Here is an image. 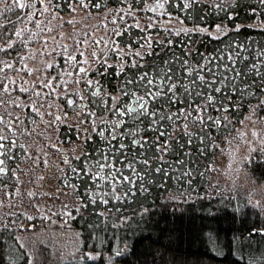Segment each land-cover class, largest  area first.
<instances>
[{
    "label": "trees",
    "instance_id": "16d2710c",
    "mask_svg": "<svg viewBox=\"0 0 264 264\" xmlns=\"http://www.w3.org/2000/svg\"><path fill=\"white\" fill-rule=\"evenodd\" d=\"M36 8H41L39 0H32ZM60 7L56 12L66 14L72 8L77 7L79 0H56ZM94 3H101L99 9L92 8L89 5L86 8L91 13H105L107 11L116 12L119 9L129 8L139 16L149 17L153 13L151 8H155L157 3H164L165 0H128L124 4L121 0H93ZM88 3V0H85ZM231 0H206L200 5L203 8V14L199 9L188 15L190 10L180 12L178 9L165 3V9L159 11L171 13L187 26H200L212 28L211 25L219 23L221 18L227 17L229 12L235 16L236 10H240L239 17L234 21L225 20L229 28L233 23L242 25L239 32L229 31L220 39H214L207 34L202 33H184L159 32L154 30V34L160 35L161 40L154 41L152 51L160 49V55H144L143 59L133 55L127 56L124 61L125 71L131 77L137 72H149V79L154 81L151 90L167 91L169 83L177 84V91L180 99L185 103L188 101L187 94L184 93L181 84H187L193 92L192 99L199 101L201 105L207 104V115L218 116L221 112L215 109L220 108L221 102L228 107L231 103L222 93L214 91L220 87L222 92L231 95V102L234 103L240 97V93H233L234 88L243 90L242 102L238 105L236 111L225 112L231 125L227 129L221 126L212 131L215 144L219 146L236 125L250 112L249 107L259 103L264 98V92L259 90V85L264 78V3L261 0H236V7H230ZM219 5V7H216ZM255 9V12H253ZM156 10V11H157ZM31 9H17L12 7L8 10L4 4H0V46H5L8 42L14 43V49L9 50L10 55L0 52V61L18 59L27 51V44L23 43L14 32L19 31L20 26L32 14ZM165 13V14H166ZM250 25V27H243ZM7 36V40L3 37ZM143 32L134 26H129L123 31V35L117 37V42L123 48L139 50L142 54L149 51H141L139 44L143 42ZM171 46L161 48L158 41H169ZM128 45L129 47H126ZM170 47V50H169ZM130 52V51H129ZM190 53V54H187ZM142 64V68H129L133 61ZM163 61H170L163 63ZM187 61V64L184 63ZM211 61V63H209ZM121 61L117 59V68ZM256 64V69L250 71L248 66ZM4 64L0 63V81L4 83L9 76V70H2ZM171 70L170 72L168 70ZM208 69H212L211 72ZM98 71V80L100 82V95H92L88 109L96 115L92 121H95V131L91 117L88 119L91 123L90 131L92 142L84 146L81 150L80 160L73 159L72 165L79 169L82 167V161L85 159L84 153H88V168L91 173L99 171L100 175L106 177L105 180H91L88 177L69 180L68 177L73 173L70 165L64 171L67 176V183H62L64 187L69 188L70 184L77 185L73 194L81 203V197L85 182L89 185V190L99 192L103 195L110 193V183L107 180L109 169L107 167L98 170L95 167V161L101 159L100 152L109 153V148L104 142V138L97 135L100 131H108L109 125L103 124L101 118H109L111 122L115 120L112 112H108L105 103L111 104V95H120V104L128 103L134 96H123L118 86L122 82L121 76L111 75L113 69H107V75L100 74ZM237 71L242 74L236 77ZM258 72L261 75H256ZM189 73H191L189 75ZM197 74L204 75L208 81H215L210 88L200 87L201 96H195L196 87L191 85V81ZM171 77V80L168 77ZM94 77V76H93ZM162 81V84H160ZM222 81V82H221ZM255 81L253 84L252 82ZM201 82L197 81V85ZM245 84L251 87L244 88ZM127 89L137 95H143L145 89L140 88L136 83L127 85ZM95 92V91H94ZM215 97L214 104H210L204 97L206 95ZM3 93H0V101L3 100L4 107L7 106V100ZM103 101V102H102ZM119 106V105H118ZM163 111L165 115L175 111L177 107H182L179 103L175 106L164 104ZM78 108V107H77ZM71 112H75L72 109ZM192 116L188 117L189 131L196 133L197 127L192 125ZM118 116V115H117ZM116 116V117H117ZM257 116L264 117V110H257ZM121 118V117H118ZM129 124L124 125V129L136 132L135 137L154 136L155 133L144 131L145 125L139 121L133 123L126 117ZM130 122L133 123L130 126ZM161 130L171 132L172 151L164 155V160L170 163L164 164V168L170 174L166 180L161 179L159 173H154L151 168L155 162H150V167L145 169L139 160L141 155L140 148H134L128 152V159L118 156L117 159L122 163L117 167L124 173L130 175L131 169L123 165L132 160L135 169L144 177L140 180L139 176L133 177L137 186L143 185L146 192H137L136 188L132 191L135 195L123 198V192L127 191L128 184H116V194L122 197L121 200H113L111 196H104L109 200L108 205L97 204L94 206L98 211L103 212L104 216L99 217L90 215L89 211L81 208L80 213L72 221L74 229L81 234L82 252H99L100 257L95 261L87 258L81 259L82 263L76 260L59 261L50 258L53 256H35L21 247L16 239L14 230L0 229V264H28L31 258V264H264V232H257L258 229H264V200L261 204L254 203L256 187H264V149L257 151L250 161L245 164L246 178L250 182V188H243L244 185L236 189H230L223 186H213V166L217 158V148H209L210 141L207 136L203 142L198 136L191 137V144H188V136L182 134L180 125L183 120L172 121L164 120L161 122ZM111 125H113L111 123ZM110 125V127H111ZM139 129V131H137ZM173 129H175L173 131ZM67 131V129H65ZM222 137H224L222 139ZM179 144L184 145L180 148ZM151 142V141H150ZM115 145V144H113ZM131 147V142L128 143ZM199 149H203L201 152ZM114 151V150H113ZM127 151V149L125 150ZM17 159L25 155V150H18ZM145 155H154L152 149L145 145L143 150ZM185 153H187L185 155ZM133 156L136 159L133 160ZM178 160L183 161L179 163ZM17 161V162H18ZM21 161V162H20ZM115 163V161H113ZM101 163L104 161L101 159ZM184 172H190V176H184ZM203 173V175H201ZM119 173H117V176ZM66 177V176H65ZM63 177V178H65ZM65 182V180H62ZM70 181V183H68ZM151 181V183H149ZM190 181V183L188 182ZM163 184V187L159 185ZM253 184V185H252ZM264 190V189H263ZM262 190V191H263ZM99 199V198H98ZM103 220L101 228H91L94 224ZM209 235L215 237V242L209 239ZM16 247L13 254L12 248ZM120 255H115L117 251ZM31 255L32 257H30ZM49 257V258H47Z\"/></svg>",
    "mask_w": 264,
    "mask_h": 264
},
{
    "label": "rangeland",
    "instance_id": "374dc122",
    "mask_svg": "<svg viewBox=\"0 0 264 264\" xmlns=\"http://www.w3.org/2000/svg\"><path fill=\"white\" fill-rule=\"evenodd\" d=\"M75 9V11L71 10L66 14L56 12L55 18L50 13H45L44 15L38 14L32 20L26 19L19 28V32H21L19 39L27 44V51L18 59L14 57L12 60H8L13 64L12 68L4 66L2 69L3 71L9 70L10 73L5 84H8L10 89L16 90L12 91L11 95L3 93L7 100V106L1 107L0 114L4 115L1 113L4 109L17 108L16 113H22L23 116L29 117L27 122L31 125L32 136L30 137L31 146L20 158L22 163H19L16 168L15 186L10 187L12 189L0 188V229L14 230L18 243L32 255L53 256L50 258L54 260L58 258L63 262L76 260L82 263L81 257L85 252H82L81 249V234L73 228V218L63 215L70 211L72 216L76 217L78 214L75 209L79 207V200L73 194L74 189L64 187L62 183L65 182L61 183V180H65L63 178L64 171L72 163V160L81 156L84 137L88 136L87 131L91 126L88 119L91 117V122L93 120V117L89 115L91 112L88 105L92 93L97 89L99 91L100 85L89 86L86 84V80H98V71L101 65L94 62L95 58L90 53L95 51L96 58H103L107 60L108 64L116 65L117 59L124 61L127 56L134 54V50L128 48L129 52L127 48H123L117 42L118 36L114 35L113 30L123 32L129 26H134L144 34L142 43L150 38L153 45L154 41L161 40L160 35L153 33L154 30L164 34L169 31L184 33L182 29H196L200 26H187L179 18L162 14V11L159 10L153 11L149 17L145 18L135 12L126 15L129 8H125L119 14L117 11L91 13L83 7H75ZM121 16H123V20H121ZM37 19L40 21L39 28L36 27ZM70 20L74 22L68 23ZM40 29H51V31H41ZM209 32L212 33V38L219 35L213 28H210ZM94 41H100V43L97 45L93 43ZM65 46L69 53H73L74 48L79 49L74 53L78 60L83 59L79 55L80 51L84 53V57L88 58V65H82L88 68V76L85 77L81 74L79 83L73 82L77 79L73 68L63 63L61 53L64 52ZM117 47L123 51H116ZM146 49H148L147 46L140 50ZM47 64H58L59 67L49 69ZM65 72L73 74L69 77L64 75ZM51 76L57 78L51 81L52 87L57 89L53 95L36 97L31 92L19 91V88L23 87L44 93L51 92V89L40 87V81L47 83ZM11 81H15V83L12 84ZM61 92H64L65 95H61ZM75 93H79V96ZM57 96L59 98H56ZM80 96L83 99H80ZM67 98L76 103L69 107L66 103ZM32 101H35L39 114L16 106L17 103ZM127 104L130 106L129 103ZM85 105L87 106L83 107ZM72 109H75V112H71ZM11 110L13 111V109ZM108 112L111 111L108 110ZM221 114L227 116L226 113L219 115ZM250 114L249 112L245 117ZM57 116H60L61 119L56 120ZM116 116L113 121L121 120L122 117ZM110 117L109 114V118H103L108 122L103 124H111ZM245 117L242 119L243 123L236 125L228 133L225 142L220 143L217 148V158L213 166V186L236 189L244 185L243 188H250V182L246 178L245 164L250 161L255 152L264 149V121L257 119V114L252 116V121L255 123ZM62 125L75 128L79 135L78 141L71 144L63 142L58 136L59 127ZM22 130L26 129L22 128ZM65 158L69 160L70 164L64 163ZM263 189L262 185L256 187L254 203L261 204L262 199L264 200ZM28 193L35 195L29 196ZM28 217L34 219L29 220ZM30 224L35 227L29 230L27 226ZM11 251L14 254L16 247L13 246Z\"/></svg>",
    "mask_w": 264,
    "mask_h": 264
},
{
    "label": "snow or ice",
    "instance_id": "6c2138e0",
    "mask_svg": "<svg viewBox=\"0 0 264 264\" xmlns=\"http://www.w3.org/2000/svg\"><path fill=\"white\" fill-rule=\"evenodd\" d=\"M122 3L128 4V0H121ZM40 5H42V8H36V4L32 2V0H0V4H4L8 10H11L12 7H15L17 9H31L32 14L29 17L30 20L33 18H36L39 15H44L45 13H50L53 18L56 17V10L60 7V5L56 2V0H39ZM165 3L170 4L172 7L178 9L180 12H185L186 10H190L188 12V15L191 16L192 12L199 11L201 12V15L203 14L204 9L200 8V5L204 3V0H165L164 3H157L155 8H151L150 10L156 11L158 9H165ZM261 3H264V0H261ZM89 5H91L92 8L99 9L101 7V3H94L93 0H88V3H85V0H79L77 7H83V8H88ZM216 7H219V5H216ZM230 7L235 8L236 7V0H231ZM51 10V11H50ZM72 11H75V8L71 9ZM124 11V9H119L117 10V14L119 12ZM253 12H255V9H253ZM165 12H162V14H165ZM126 15H131L132 13V8L129 6L128 12L125 13ZM167 15L171 16V13H166ZM240 10H236L235 16L231 12H229L227 17L221 18L219 23L212 24L211 27L213 30L218 33L219 35L214 36V39H220L221 35H227L229 31H235L239 32L241 30L242 25L233 23L232 27L229 28L228 25L225 23V20L229 21H234L239 17ZM177 19L179 17H176ZM121 20H123V16H121ZM74 21L70 20L68 23H73ZM182 22V21H181ZM115 23V21H113ZM36 27H40V21L37 19L36 20ZM243 27H250V25H243ZM41 31H51V29H40ZM143 31V29H142ZM185 35H188L190 32H200L204 34H208L209 36H212V33L209 32L208 27L200 28L197 27L196 29H182ZM115 36H120L123 35V32L113 30ZM15 36L19 37L21 36V32L16 31L14 32ZM177 35H179V32H177ZM5 40H7V36L3 37ZM78 44L80 43L79 41L77 42ZM87 43V41H85ZM93 43L99 44L100 41H94ZM172 41H158L157 44L161 46V48L165 46H171ZM113 44H115V41H113ZM147 46L149 51L146 53L142 54L139 50H134V54L137 57H140L143 59L144 55L152 56V55H160V49H157L155 52L152 51V42L150 38L146 40L144 43H140L139 47L144 48ZM126 47H129L126 45ZM14 49V43L13 42H8L5 46H0V52H4L6 54H11L9 50ZM116 51H123L122 49H119L118 47L115 49ZM170 50V47H169ZM55 51V49H53ZM79 51L78 48L73 49V53H69L67 51V47L65 46L64 52L61 53V56L63 58V63L68 66L72 67L73 71L75 72L77 79L73 81L74 83H79V77L81 74H83L85 77L88 76V68L83 67L82 65H88V58L84 57V53L82 51L79 52V55L83 57L82 60H78L77 56L74 54L75 52ZM190 54V53H187ZM264 54V53H262ZM51 55V53H49ZM90 55L95 58L94 62H98L101 65V75H107V69L112 68L113 71L111 75L113 76H121L122 77V82L118 86L120 93H122L123 96H134L135 97V103L138 105L136 106H129L127 103L120 104V95H111L110 99L112 100L111 104H107V102H103L106 105V108L111 111L114 115H118L120 117H129L133 123L136 121H139L140 124H144L145 121H147V124L145 125L144 131L148 133H155L154 136H141L139 139H133L131 141V147L129 145H126L123 143V139L125 137V133L122 132L120 134V137L118 138L115 134L114 131H110L108 137H104L103 131H100L97 133V135L101 136L102 138L105 139L106 143L109 146V153H104L103 151L100 152V157L104 161V163H101V159H97L95 161V167L98 170H101L105 167L109 169V172L107 174V180L110 183V193L105 192L103 195H101L99 192H92L89 190V185L87 182H85L84 185V190L83 194L81 197V203L79 207L75 209L76 213L79 214L81 208L89 211L90 215H95L99 217H103L104 213L98 211L94 206L97 204H103V205H108L109 200L105 199L104 196H111V199L113 200H121L122 197L120 195L116 194V184H128L129 187L127 191L123 192V198H127L130 195H135V193L132 191L133 188H136L137 192H146L147 189L143 187V185L137 186L135 180L133 177L139 176L140 180H143L144 177L140 175L139 172L136 171L134 163L132 160H128L127 163H125L123 166L125 168L131 169V174L130 175H124V173L117 167V164L122 163L121 160H118V156H123L124 159H128V152L133 151L134 148H140L141 155L144 156L142 160H139V163H142L145 167V169H148L150 167V162L154 161L155 166L151 168V170L154 173H159L161 175L162 180H166L169 178L170 174L168 171L164 168V164L170 163L169 161L164 160V155H166L168 152L172 151V139H171V132H166L161 130L163 128L162 121L168 120L172 121L173 124L176 123V121L183 120V123L180 125V128L182 129V134L185 136H188L189 139L187 141L188 144H191L192 140L191 137L193 135L198 136V138L203 142L204 137L207 136L208 140L210 141L209 148L212 147H219L217 144H215V141L213 139L212 131H208L209 128H211L213 131L219 129L221 126H223L225 129H227L228 124L231 123L229 121L228 116L226 115H219V116H211L207 115V104L201 105L199 101H194L192 99L193 92L189 85L187 84H181L180 87L183 88V91L185 94L188 96V101L185 103L183 99H180V95L177 91V84L175 83H169L167 85V91L164 92L162 90H157V91H152L151 90V85H153L154 81L152 79H149V72L144 71V72H137L133 74L131 77L129 76V73L125 71V61L121 60V63L119 64L118 68L116 65L108 64L107 60L103 58H96V53L95 51L91 52ZM170 61H163V63H169ZM0 63L4 64L6 68H12L13 64L9 63L8 61H0ZM185 64H187V61H184ZM211 63V61H209ZM53 67H59L58 64H47V68L51 69ZM143 65L139 64L137 61L133 60L129 64V68H142ZM248 69L250 71H254L256 69V64L253 63L250 66H248ZM169 72L171 71L170 69L168 70ZM209 72L212 71V69H208ZM72 72H65L64 75H67L69 77L72 76ZM191 73H189L190 75ZM242 73L237 71L236 77L238 78ZM256 75H261L260 73L256 72ZM56 76H51L48 78V82L40 81V87L42 89H51V92L44 93L41 91H33L30 89H25L23 87L19 88L20 92H31L32 95H35L36 97H41V96H49L53 95L56 93L57 89L52 87V80H56ZM169 80H171V77H168ZM197 81L201 82L200 85H197ZM222 82V81H221ZM12 84L15 83V81H11ZM58 83H61L58 81ZM136 83L140 88L145 89L143 95H137L134 92H131L130 90L127 89V85ZM212 83H215V81H208L204 75L197 74L196 77L191 81V85L193 87H196L197 90L195 91L194 95L195 96H201L202 93L199 90L200 87L204 88H210L212 86ZM253 84L255 81L252 82ZM86 84L89 86H92L93 84L99 85L100 82L99 80H91L87 79ZM35 88V85L33 86ZM251 87L249 84H245L244 88ZM16 89H10L8 84H5L3 81H0V93H8L11 95L12 91H15ZM259 90L261 92H264V78H262L260 85H259ZM215 92L217 93H222L225 95V97L229 100L231 103V107H228L224 104V102H221L220 108L215 109L217 112L225 113V112H230V111H236L238 105L242 102L243 99V90L241 88H234L233 93L239 92L240 97L238 100L234 103L231 102V95L229 93H224L222 92V89L220 87H216L214 89ZM61 95H65L64 92H61ZM75 95L79 96V93H75ZM92 95L98 96L100 95L99 91L93 92ZM56 98H59L57 96ZM30 99V97H29ZM80 99H83L82 96H80ZM209 103H213L215 101V97L208 94L204 97ZM2 103V101H0ZM66 103L69 107L73 106L76 102L73 101L70 98L66 99ZM179 103L182 107H177L175 111L170 112L169 114L165 115L163 111V105L166 104L167 106H175ZM119 105V106H118ZM17 107H20L22 109L27 108L32 112H36L39 114V109L36 107L35 101H32L30 103H17ZM42 106V105H41ZM250 109V115L245 117V119H248L252 121V116L257 114V110H264V98H261L259 103L256 104L255 106H250L246 105ZM51 107V105H49ZM195 112L196 115L192 117V125L194 127H197V132L193 133L189 131V125H188V117L192 116V113ZM11 116V114H9ZM66 115V114H65ZM90 116L94 117L96 114L94 112L89 113ZM56 120H60L61 117L57 116L55 118ZM257 119L264 121V117H259L257 116ZM102 123H108L101 118ZM255 123V121H252ZM14 123H23L22 120H20V117H16L15 121L9 119L5 120L3 116H0V125H4L5 127L8 128L10 132L15 134L13 131V124ZM93 123V130L95 131V121H92ZM115 127H121L125 121H112L111 122ZM240 123H243V120L240 121ZM175 129H173L174 131ZM2 131V130H0ZM139 131V129H137ZM128 135L135 136L136 132H131L129 131L127 133ZM253 135H256V133H253ZM224 137H222L223 139ZM10 137L4 134H0V157H5V159H0V175H6L8 168H7V160L8 159H13V156L11 154V147L12 145L15 144V141L13 140L11 144H6L4 141L9 140ZM85 141H88L91 139L90 136H85L84 137ZM112 140H116L117 143L115 145L112 144ZM151 141V142H150ZM175 143L178 144L180 148H183L184 145L179 144L178 141ZM145 145H148L150 149H152L154 155L148 156L145 155L143 152ZM21 147H23L21 145ZM127 149V151H125ZM114 150V151H113ZM201 152H203V149H199ZM187 153H185L186 155ZM85 159L82 161V167L77 169L74 166L70 165V170L77 175V178H83V177H88L89 179L95 181V180H105L106 177L104 175H100L99 171L96 173H91L90 175V169L88 168L89 161L87 159V156L89 155L88 153H84ZM75 159L80 160V157L77 156ZM136 159L135 156H133V160ZM115 161V163L113 162ZM179 163H183V161L178 160ZM47 163V161H45ZM65 164H70L69 160L67 158L64 159ZM117 173L119 175L117 176ZM184 176H190V172H184ZM203 175V173H201ZM43 179V177H41ZM190 183V181H188ZM65 183H67V177H65ZM151 183V181H149ZM73 189H77V185L71 184L69 185ZM160 187H163V184L159 185ZM29 196L35 195L34 193H28ZM99 198V199H98ZM67 207V206H65ZM63 215L69 217V218H75L72 216V212H65ZM46 218V217H45ZM29 220L34 219L33 217H28ZM104 221L100 220L97 223L90 224L89 227L91 228H101L103 225ZM7 227V226H5ZM35 225H28L27 228L30 230L34 228ZM257 232H264V229H258L256 230ZM209 239L215 242V237L209 235ZM120 251L118 250L115 255H120ZM100 253L95 252H85L82 255L83 258H87L88 260L95 261L99 259ZM28 264H31V258H29Z\"/></svg>",
    "mask_w": 264,
    "mask_h": 264
},
{
    "label": "flooded vegetation",
    "instance_id": "af4514ba",
    "mask_svg": "<svg viewBox=\"0 0 264 264\" xmlns=\"http://www.w3.org/2000/svg\"><path fill=\"white\" fill-rule=\"evenodd\" d=\"M160 84H162V83H160ZM133 99H135V97L131 98L128 101V103L131 104V101ZM214 102L210 103V104H214ZM2 103H0V109H2L4 107V104H2ZM86 106L87 105H85L83 107H86ZM11 109H13V111ZM16 109L17 108H15V107L14 108L13 107L12 108H8V110L4 109L3 111H1V113L2 114L4 113V115L0 114V116H3V118L6 121L9 120V119L15 121V118L17 116L20 117V120L23 121V123H17V124L14 123L13 124V131L15 132L14 135H13L12 132H10L8 130L7 127H5L4 125H0V130H2V131H0V134H4V135H7V136L10 137V139L7 140V141H4V143L11 144L13 140L15 141V144L12 145V147L10 149L11 154L13 156V159H8L7 160V168H8L7 174L6 175H0V188L8 187L9 189H12L10 187L15 186L16 176H17L16 168L19 166V161L17 159V154L19 153L18 150H25V154H26V150H29V147L31 146V142H30V137L32 136V133H31V130H30V128H31L30 126L31 125H30V123L27 122L29 117L27 115L23 116L22 113H16ZM9 114H11V116ZM126 117L127 116L121 118V120L125 121V123L121 127H115V125H111L109 123L108 125H109L110 129L108 131H105V132L103 131L104 137H108L110 131H114L116 136L119 138L120 134L122 132H124L125 133V137H124L122 142L125 143L126 145H128V143L131 142L133 139H139V138H136L135 136L128 135L127 134L128 133V129L127 130L124 129V125L126 123L129 124L128 121H126ZM121 120L118 119V121H121ZM110 125H111V127H110ZM132 125H133V123L130 122V126H132ZM22 128H24L26 130H22ZM65 129H67V131H65ZM131 132H134V131H131ZM58 133H59V135H58L59 138H61V140L63 142L68 143V144H71V143H74L75 141H78V138H79L78 132L76 131L75 128H70V127L65 126V125H62V126L59 127V132ZM93 133L94 132H91L90 130L87 131V134H88V136L91 137V139L88 140V141H85V139H84V142H83L82 148H81L82 150H84L83 148H84V146L87 143L92 142ZM104 142L107 145V147L109 148V146L106 143L105 139H104ZM116 143H117L116 140H112V144H116ZM21 145L23 147H21ZM81 156H82V153H81ZM0 159H5V157H0ZM72 164L73 163H71V165ZM65 176L67 177L69 175H65L64 174L63 177H65ZM76 176H77L76 174H73L72 176L68 177V179L69 180H73ZM61 183H62V180H61ZM68 183H70V181H68Z\"/></svg>",
    "mask_w": 264,
    "mask_h": 264
},
{
    "label": "water",
    "instance_id": "95a60500",
    "mask_svg": "<svg viewBox=\"0 0 264 264\" xmlns=\"http://www.w3.org/2000/svg\"><path fill=\"white\" fill-rule=\"evenodd\" d=\"M160 83H162V81H160ZM97 91H98V89H97ZM130 106H136V107H138V105H136V103H135V99H133V100L131 101Z\"/></svg>",
    "mask_w": 264,
    "mask_h": 264
}]
</instances>
